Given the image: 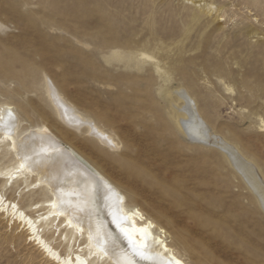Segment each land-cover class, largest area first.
<instances>
[{
    "label": "rangeland",
    "instance_id": "1",
    "mask_svg": "<svg viewBox=\"0 0 264 264\" xmlns=\"http://www.w3.org/2000/svg\"><path fill=\"white\" fill-rule=\"evenodd\" d=\"M48 78L116 148L61 119ZM1 103L24 134L48 128L110 180L190 263L264 264V208L230 157L264 185V0H0ZM191 109L209 142L180 128ZM7 148L0 192L46 217L53 192ZM58 224L44 221V237L80 250ZM0 264L55 263L0 212Z\"/></svg>",
    "mask_w": 264,
    "mask_h": 264
},
{
    "label": "bare ground",
    "instance_id": "2",
    "mask_svg": "<svg viewBox=\"0 0 264 264\" xmlns=\"http://www.w3.org/2000/svg\"><path fill=\"white\" fill-rule=\"evenodd\" d=\"M45 90L65 123L77 127L87 125L89 132L103 144L116 148L117 144L110 134L81 116L62 98L49 78ZM186 100L189 108L194 107L191 99ZM195 109H191L192 116L188 120L186 118L190 113H186L187 117H184L185 122L180 128L184 135L192 139L209 142L212 137L207 135L206 124L203 125L201 119L197 118ZM26 130L15 108L11 104L1 103L0 143L8 145V152H16L24 173L36 174L40 184L53 192L52 199L46 205L47 216L31 215L18 202L1 192L0 212L27 230L30 240L49 260L55 264H192L163 238L159 232L161 228L150 216L145 215L139 207L127 204L125 195L110 180L94 172L86 161L69 151L48 128L30 130L24 134ZM223 143L219 144L226 147ZM230 157L242 169L264 208V185L258 179L255 168L250 164L249 167L245 165L237 154L231 153ZM7 174L13 176L12 171L7 170L0 173V178ZM54 220L59 221L56 229L70 233L80 250L62 254L44 237L42 223L46 221L51 224Z\"/></svg>",
    "mask_w": 264,
    "mask_h": 264
}]
</instances>
